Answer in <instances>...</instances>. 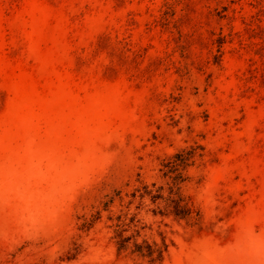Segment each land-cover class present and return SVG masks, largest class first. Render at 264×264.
Segmentation results:
<instances>
[{
  "label": "rangeland",
  "instance_id": "1",
  "mask_svg": "<svg viewBox=\"0 0 264 264\" xmlns=\"http://www.w3.org/2000/svg\"><path fill=\"white\" fill-rule=\"evenodd\" d=\"M0 264H264V0H0Z\"/></svg>",
  "mask_w": 264,
  "mask_h": 264
},
{
  "label": "trees",
  "instance_id": "2",
  "mask_svg": "<svg viewBox=\"0 0 264 264\" xmlns=\"http://www.w3.org/2000/svg\"><path fill=\"white\" fill-rule=\"evenodd\" d=\"M181 155H176V158L178 159ZM185 161L187 160H181L180 163L185 164ZM176 166H180L179 164H176ZM145 195L150 196L152 200L155 202L158 199H160L158 196L154 195L146 186V192L145 194H140V198L144 199ZM136 198V195L134 196ZM172 205L174 206L173 214L176 218H184L186 214V208L180 204L177 200H172ZM109 206H106V209H108ZM118 224L116 225L115 230V239H117V249L119 253H122L123 251H126L131 240L133 239V236H126V232L129 230V225L126 224V221L123 220L122 216L117 217ZM132 224H134V220L132 218L131 220ZM137 227V225H134ZM135 249L132 251V254H136L140 256L143 259H148L150 262H157L161 261L163 259L164 253L167 251V245L164 244L163 247H159L157 244H150L147 241H144L142 244L134 243Z\"/></svg>",
  "mask_w": 264,
  "mask_h": 264
}]
</instances>
